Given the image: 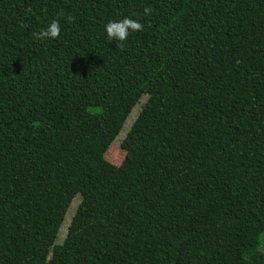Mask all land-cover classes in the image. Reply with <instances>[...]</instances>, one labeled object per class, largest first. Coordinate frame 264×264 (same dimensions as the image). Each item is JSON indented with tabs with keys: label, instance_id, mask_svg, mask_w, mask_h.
<instances>
[{
	"label": "trees",
	"instance_id": "trees-1",
	"mask_svg": "<svg viewBox=\"0 0 264 264\" xmlns=\"http://www.w3.org/2000/svg\"><path fill=\"white\" fill-rule=\"evenodd\" d=\"M0 264H264V0H0Z\"/></svg>",
	"mask_w": 264,
	"mask_h": 264
},
{
	"label": "clouds",
	"instance_id": "clouds-1",
	"mask_svg": "<svg viewBox=\"0 0 264 264\" xmlns=\"http://www.w3.org/2000/svg\"><path fill=\"white\" fill-rule=\"evenodd\" d=\"M153 9L150 7L144 8V15L148 16L151 15ZM69 22H72L75 18L73 16L67 17ZM144 30V25L139 21L125 17L122 20L116 21H109L105 25V31L107 33V38L109 41H117L118 47L121 49L124 47V42L127 41L130 33H135ZM61 33V27L58 20L53 19L45 29H41L38 32L33 33L34 38L38 40H45V39H58Z\"/></svg>",
	"mask_w": 264,
	"mask_h": 264
},
{
	"label": "rangeland",
	"instance_id": "rangeland-1",
	"mask_svg": "<svg viewBox=\"0 0 264 264\" xmlns=\"http://www.w3.org/2000/svg\"><path fill=\"white\" fill-rule=\"evenodd\" d=\"M147 99V95L144 96L135 106L134 108L131 110L128 118L126 119L125 122V126L122 129V131L117 135V137L112 141V143L108 146L105 154H104V158L107 162H109L110 164L114 165V166H119L125 156V152L121 147V144L124 140L125 134L128 131L129 127L132 125V123L134 122V120L136 119V117L138 116L140 109L142 107V105L145 103ZM68 217L69 215H67V219L64 221L63 223V233L66 232L68 225H69V221H68ZM63 239V236H59L57 239V242H61V240ZM36 252V250H31L23 255H20L16 258H14V262L15 263H20L21 261L25 260L26 258H28L29 256H31L32 254H34Z\"/></svg>",
	"mask_w": 264,
	"mask_h": 264
}]
</instances>
